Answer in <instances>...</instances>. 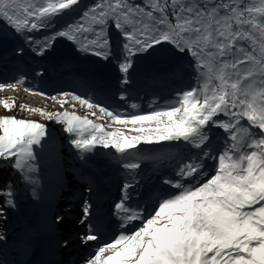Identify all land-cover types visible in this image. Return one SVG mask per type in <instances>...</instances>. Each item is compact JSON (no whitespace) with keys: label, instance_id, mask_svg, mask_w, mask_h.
Segmentation results:
<instances>
[{"label":"snow or ice","instance_id":"obj_1","mask_svg":"<svg viewBox=\"0 0 264 264\" xmlns=\"http://www.w3.org/2000/svg\"><path fill=\"white\" fill-rule=\"evenodd\" d=\"M68 16L72 19L57 27ZM4 29L22 41L17 55L27 48L44 58L64 41L84 57L115 62L117 99L137 110L109 108L75 91L50 96L61 111L20 106L61 125L82 163L98 148L111 149L124 171L112 208L119 229L112 240H103L93 201H79L80 241L97 242L85 264H264V0H92L83 7L82 0H0V34ZM165 45L187 59L196 82L163 105L152 98L150 110L141 113L138 102H129L134 66ZM36 74L43 76L44 69ZM24 79L0 83V90L15 89ZM77 103L107 123L78 115ZM0 105L9 111L16 107L14 99ZM113 126L114 131L106 130ZM45 150L54 152L49 125L0 116V165L7 164L31 187L33 200L41 197ZM145 160L159 165L156 172L169 171L133 201ZM95 187L87 184L89 196ZM16 207L15 186L0 182V221ZM70 214L69 206L53 223L61 225Z\"/></svg>","mask_w":264,"mask_h":264},{"label":"rangeland","instance_id":"obj_2","mask_svg":"<svg viewBox=\"0 0 264 264\" xmlns=\"http://www.w3.org/2000/svg\"><path fill=\"white\" fill-rule=\"evenodd\" d=\"M92 0H82L83 5L90 4ZM73 15H78L75 13ZM72 19L71 16L64 17L59 20L57 27H60L63 22ZM64 20V21H63ZM111 36L114 44H118L120 37L115 29L111 31ZM24 47L22 41L16 37L8 29L3 30V34H0V75H6V72L12 69L14 81H6L3 77L0 78V83H15L17 78L24 76V82L20 83L23 87L30 88L33 91L46 92L48 96L40 94H33L34 92L25 91L24 88L20 90L21 94L17 97L13 90H0V100L14 99L16 107L11 111L6 110L0 105V116L11 115L22 119L36 120L46 125H49V132L54 141V152L45 150L41 153L40 159V180H41V197L38 200L31 198V187L25 185L20 189V198H17V207L15 210L10 211L13 214L12 217L15 221L13 223L6 220L3 225H0V231L3 232L4 238L1 240L4 243H8V249L11 253V262L5 258H0V264H67L70 254L75 250L73 248L74 241L71 240L73 230H79L82 232L83 226L79 223V201L73 202L76 198L75 195L79 189H81V182H92L93 179H98L96 187L99 189L103 181L109 175L115 174L120 165L117 163L115 155L111 149H96L93 151L91 158L86 164L82 163L76 155V151L71 148L66 140L67 134L61 129L62 126L55 123L46 121L42 116L37 113H32L26 110H21V105H27L31 108H41L47 111H61L60 106L50 99V96L57 94L61 91H75L76 94L81 95L83 98L92 97L93 99H99L105 102V106L111 108L113 106H119V100L113 97V92L118 95L119 83L118 70L115 66V62H111L109 65L106 62L97 59L95 68H85L82 64V59L85 58L88 61L94 60L93 57H84L76 52L75 48H70L69 44H66L64 48V58L56 60L55 55L52 53L44 58L36 56L34 53L25 48L22 55L16 54V49ZM78 55V56H77ZM9 59V66H3V60ZM32 60V64L27 63V60ZM21 65L19 68L17 64ZM169 63V64H168ZM63 64L64 71L58 69V65ZM106 64V67L104 66ZM154 64L160 66L164 70L169 68L173 70L175 79H170L165 82L159 75L154 73ZM47 66L48 68H45ZM73 66V68H70ZM6 67H9L6 71ZM136 71L133 75L135 81L132 86L131 96L129 97L132 102H138L140 108H144L141 113L149 111V101L152 98H157L158 102L163 105L165 101H173L176 94L186 90L183 81L195 84L196 78L190 69L187 59H181L177 54L170 49L167 45L157 49L151 54H147L145 58H140L134 66ZM166 67V68H165ZM107 69L112 73L111 78L113 87L106 91L105 84L109 82L103 76L104 69ZM44 69L43 76L36 73ZM150 69V71H148ZM53 72L56 76L55 80H50L49 75ZM144 74H148L145 75ZM171 74V75H173ZM141 78V79H140ZM147 80V84L142 82ZM159 83L157 88H150L149 84ZM192 85V84H191ZM137 86H148L150 90V96L140 100L135 98ZM19 89V88H18ZM21 89V88H20ZM56 89V90H55ZM188 89V88H187ZM133 96V97H132ZM117 97V96H116ZM43 101V105L41 104ZM121 102V101H120ZM125 103H123L124 106ZM122 108V106H119ZM128 111H135L128 108ZM65 108L69 111H73L71 107L65 105ZM78 115H88L97 123L105 124L106 120H98L92 117L89 110L85 107H81L78 103L74 109ZM116 126L109 127L107 131H114ZM39 147V146H37ZM141 147H147L150 149H159L172 151L175 148L168 147L167 145H141ZM176 153V152H175ZM121 168V167H120ZM122 184V183H121ZM74 192V193H73ZM95 204L94 198L89 197ZM71 207V214L65 217V221L61 225H55L53 218L57 214L63 215L68 207ZM73 213L76 214V219L72 223ZM23 236L26 239L23 240ZM14 237V238H12ZM68 240L67 247L64 246L63 241ZM13 242L12 248L9 246ZM10 243V244H9ZM18 245L21 247L22 254L18 253L20 258H24V263L20 262L18 256H13L18 252ZM1 249L5 252L6 248L0 245ZM30 255L28 253L32 249ZM53 254L58 257L57 262H51ZM76 264V262H75ZM80 264V263H78Z\"/></svg>","mask_w":264,"mask_h":264},{"label":"bare ground","instance_id":"obj_3","mask_svg":"<svg viewBox=\"0 0 264 264\" xmlns=\"http://www.w3.org/2000/svg\"><path fill=\"white\" fill-rule=\"evenodd\" d=\"M66 44H67V42L61 41L56 45L54 52H53L56 60H61V59L64 60L62 55H64V53H65L64 48L66 47ZM69 46L72 49L73 46H71V45H69ZM79 55L83 56L82 54H79ZM145 56L146 55H144L141 58H145ZM7 61L8 62H6V60L4 59L3 62H1V63H3V66L4 65L9 66V63H10L9 59H7ZM104 62H106V61H104ZM27 63L32 64L33 62H32V60L28 59ZM96 63H97V58H94V60H91V61H88L85 58L82 59V64L85 65L84 69H86V68H92L93 69V68H95ZM106 64L109 65L110 62H106ZM106 64H104L105 67H106ZM17 66L19 68H22L20 63L17 64ZM62 67H63V64L58 65L59 70H61ZM8 68L9 67H6V71ZM45 68H48V67L45 66ZM70 68H73V66H70ZM189 70H191V68ZM61 71H64V70L62 69ZM148 71H150V69ZM172 72H173V70H171L170 68L168 70H164V69L160 68L159 65L154 64V73L159 75L162 79H165V82H163V83H166V81H168L170 79L176 78L174 76L175 74H173ZM171 74H173V75H171ZM111 75H112V73H110L105 68L103 71V76L105 79H107L109 81L105 84V88H106L107 92L110 91L109 89H111L113 87V84H112L113 79L111 78ZM145 75H148V74H144V76ZM1 77H3L6 81H9V82L14 81L12 69L8 70L6 72V75H4V76L0 75V78ZM49 79L50 80L56 79V76L53 74V72H51V74L49 75ZM145 81H147V80H144L142 83L147 84V82H145ZM118 83L119 82L117 80L116 84H118ZM183 83H184L185 89L190 88L194 85L193 83H189L185 80L183 81ZM2 84L7 85L9 83H2ZM149 85H150V88H154V89L160 86L159 83H153V84L150 83ZM22 88L28 89V91H30V92H42V91H33L30 88L23 87L21 84H18L15 89L5 88L4 90H13L15 95L18 97L21 94L20 90H22ZM42 93H46V92H42ZM137 95H139V96H137ZM150 95L151 94H150V90H148V86H137L136 87V96L137 97H135V98H139V97L147 98ZM116 96H117V94H115V92H113V97L117 98ZM129 102H132L130 98H129ZM123 103H124L123 101H121V102L119 101V106H122V108H126L125 107L126 104H124V106H123ZM41 104L42 105L44 104L43 101H41ZM135 111H137V110H135ZM138 111H144V108H139ZM213 134L214 135H220L221 133H218L216 130H213ZM177 151H179V150L176 148L173 149L172 151L159 150V152H161V153H171V154H175V152H177ZM156 167H159V165H155L153 163V161H151V160H145L143 162V164H142L143 182L141 183L139 189L134 193L133 201H136L141 196H143L146 189H150V188H153L154 186H158V184L160 183V176H162L163 174H165L169 171V169L161 167L160 171L156 172V171H154V168H156ZM123 178H124V171L122 168L119 167V170L115 174L109 175L108 177H106L104 179L103 184L99 189L97 187H95V193L92 196H89L87 194V192L85 191V188H86L88 182L83 181V182H81V189L78 190V192L75 195L76 199L73 201V202H76L77 199L78 198L81 199V197H83V198L93 197L94 198L95 204H94V217H93V219L95 220L96 223L101 225L100 231L102 233L103 240H105V241L112 240L113 236L119 231V229L117 228V225H116L115 217L112 214V208H113L114 202L116 201V199H118V197L120 195L119 189H120L121 183H123ZM97 181H98V179H93V181H92V182H94L95 186H96ZM141 203L143 204L144 202L141 201ZM145 206H147V205H145ZM75 216H76V214L73 213L72 223L76 219ZM73 224H75V223H73ZM0 225H3L2 222L0 223ZM83 231L80 232L79 230H73V232H72L73 235L71 236V240L75 242L73 244V248L75 250L73 251L72 254H70V257H72V259H69L67 264H75V262H76V264H78V263L85 264V259L89 255L92 254V252L95 250V248L97 246V242H95V241L89 242L88 245H84L81 243L80 236L83 234ZM12 238H14V237H12ZM102 242L103 241H101V243ZM7 244L8 243H4L3 241L0 240V245H3V247L6 248V251L4 252L0 246V251H1L0 258H5L9 262H11V260L9 258L10 256H7V254L9 255L11 253V250H13V249H8ZM12 246H13V242L11 243L9 248L10 247L12 248ZM13 256L14 257L17 256V252L15 253V249H14ZM57 260H58L57 255L53 254V258H52L51 262L55 261V263H56Z\"/></svg>","mask_w":264,"mask_h":264},{"label":"trees","instance_id":"obj_4","mask_svg":"<svg viewBox=\"0 0 264 264\" xmlns=\"http://www.w3.org/2000/svg\"><path fill=\"white\" fill-rule=\"evenodd\" d=\"M0 182H7L10 183L12 185L15 186L16 189V193H17V198H20L21 194H19L20 189L22 187H24L26 184L23 180L20 179L19 175L13 171L7 164H2L0 165ZM13 214L10 213V211L7 214V221L13 223L15 220L13 218L16 217H12ZM6 220L0 221V223L2 222V224H4V222H6ZM26 239V236H23V240ZM20 245H18L17 248V256L19 257L18 253L22 254L23 251H21V247H19ZM32 249L30 250V252L28 253V255L31 254L32 250H33V246L31 247ZM1 253V251H0ZM20 258V257H19ZM20 262L22 260L21 263H24V258H20L19 259Z\"/></svg>","mask_w":264,"mask_h":264}]
</instances>
